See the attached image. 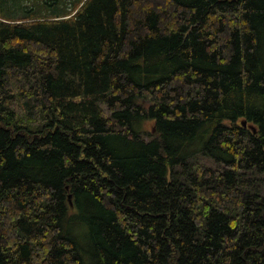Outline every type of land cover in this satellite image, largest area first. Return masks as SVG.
<instances>
[{
    "label": "trees",
    "instance_id": "1",
    "mask_svg": "<svg viewBox=\"0 0 264 264\" xmlns=\"http://www.w3.org/2000/svg\"><path fill=\"white\" fill-rule=\"evenodd\" d=\"M72 2L0 0V264H264V0Z\"/></svg>",
    "mask_w": 264,
    "mask_h": 264
},
{
    "label": "rangeland",
    "instance_id": "2",
    "mask_svg": "<svg viewBox=\"0 0 264 264\" xmlns=\"http://www.w3.org/2000/svg\"><path fill=\"white\" fill-rule=\"evenodd\" d=\"M10 4L8 7L10 9L17 10L16 16L21 15L20 8L26 11H36L39 15H52L57 10H66V8H71L73 6L72 0H60L56 2V0H45L44 5L38 6L37 0H9ZM4 17H10V12L6 11L1 14ZM148 106V103L145 104Z\"/></svg>",
    "mask_w": 264,
    "mask_h": 264
},
{
    "label": "water",
    "instance_id": "3",
    "mask_svg": "<svg viewBox=\"0 0 264 264\" xmlns=\"http://www.w3.org/2000/svg\"><path fill=\"white\" fill-rule=\"evenodd\" d=\"M246 124H247V123L244 122V125H246ZM69 199H70V202H71V204H72V194L69 195Z\"/></svg>",
    "mask_w": 264,
    "mask_h": 264
}]
</instances>
